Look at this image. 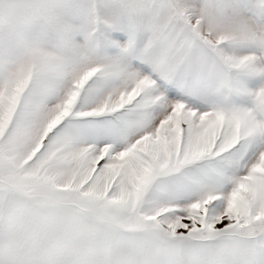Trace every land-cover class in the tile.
<instances>
[{
    "label": "snow or ice",
    "instance_id": "obj_1",
    "mask_svg": "<svg viewBox=\"0 0 264 264\" xmlns=\"http://www.w3.org/2000/svg\"><path fill=\"white\" fill-rule=\"evenodd\" d=\"M0 264H264V0H0Z\"/></svg>",
    "mask_w": 264,
    "mask_h": 264
}]
</instances>
